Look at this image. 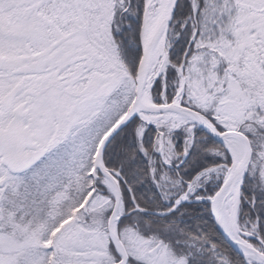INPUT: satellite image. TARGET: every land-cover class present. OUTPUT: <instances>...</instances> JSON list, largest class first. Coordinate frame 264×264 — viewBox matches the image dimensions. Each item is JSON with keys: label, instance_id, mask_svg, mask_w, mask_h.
<instances>
[{"label": "snow or ice", "instance_id": "6c2138e0", "mask_svg": "<svg viewBox=\"0 0 264 264\" xmlns=\"http://www.w3.org/2000/svg\"><path fill=\"white\" fill-rule=\"evenodd\" d=\"M0 264H264V0H0Z\"/></svg>", "mask_w": 264, "mask_h": 264}]
</instances>
